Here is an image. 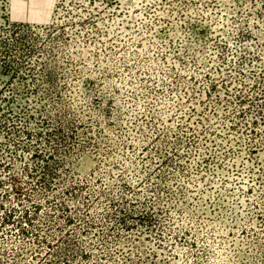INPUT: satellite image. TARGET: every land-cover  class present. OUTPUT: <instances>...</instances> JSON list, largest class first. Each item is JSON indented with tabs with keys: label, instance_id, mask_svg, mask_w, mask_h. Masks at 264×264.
I'll return each mask as SVG.
<instances>
[{
	"label": "rangeland",
	"instance_id": "1",
	"mask_svg": "<svg viewBox=\"0 0 264 264\" xmlns=\"http://www.w3.org/2000/svg\"><path fill=\"white\" fill-rule=\"evenodd\" d=\"M0 264H264V0H0Z\"/></svg>",
	"mask_w": 264,
	"mask_h": 264
},
{
	"label": "trees",
	"instance_id": "2",
	"mask_svg": "<svg viewBox=\"0 0 264 264\" xmlns=\"http://www.w3.org/2000/svg\"><path fill=\"white\" fill-rule=\"evenodd\" d=\"M15 28H17L18 29V27H15ZM12 31H15V29H13ZM21 193V192H20Z\"/></svg>",
	"mask_w": 264,
	"mask_h": 264
}]
</instances>
